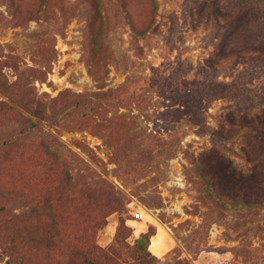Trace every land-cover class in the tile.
Returning a JSON list of instances; mask_svg holds the SVG:
<instances>
[{"label":"rangeland","instance_id":"rangeland-1","mask_svg":"<svg viewBox=\"0 0 264 264\" xmlns=\"http://www.w3.org/2000/svg\"><path fill=\"white\" fill-rule=\"evenodd\" d=\"M151 8L149 0H0L2 70L11 81L21 75L58 119H39L1 92L0 101L92 166H70L78 196L105 179L126 203L104 225L88 212L66 218L68 238L81 221L108 247L124 223L131 245L153 232L150 264H264V0ZM250 45L260 50L226 56ZM86 98L107 115L84 120L90 108L75 107ZM7 119L0 115L2 140L16 132ZM19 136L10 159L0 148L7 190L15 172L35 170L23 162L35 137ZM3 204L28 207L7 194Z\"/></svg>","mask_w":264,"mask_h":264},{"label":"trees","instance_id":"trees-1","mask_svg":"<svg viewBox=\"0 0 264 264\" xmlns=\"http://www.w3.org/2000/svg\"><path fill=\"white\" fill-rule=\"evenodd\" d=\"M8 1L15 6L17 0ZM46 1L43 0L45 3ZM149 1L152 7L151 14H153L156 0ZM231 15L239 16L240 14L235 10ZM256 50H260V47L257 49L255 45H250L243 51H229L226 56ZM9 63L17 65L15 58ZM1 65L4 63L0 62V92L2 94L14 103L25 107L30 113L37 115L39 119H58V112L54 109L48 110L43 100H37L34 90L27 87L21 75L11 81L3 72ZM93 105L94 102L86 98V102L81 101L75 108L81 110L90 108L83 113L84 120H94L96 116L107 115L104 107L97 109ZM59 113L65 114L66 107L61 108ZM0 115L7 116L9 126L15 127L16 131L8 132V139L4 140L1 139L0 131V148L3 150L1 157L8 160L17 153V147L14 144L17 143L20 134H24L26 139L35 137L28 148L30 152L25 154L23 161L29 165H35V170L31 173L27 172V169L15 172L14 186L9 190L0 185V195L7 194L11 200H19L28 205L19 213L13 212L7 204L0 206V214L10 216L8 220H0V262L7 264H150L148 262H151L149 259L151 253L148 245L153 232L141 233L136 242L131 245L125 241L129 233L127 225L122 223L115 242L108 247H102L96 242L93 232L83 233V223L80 221L78 228H73L75 239L68 238L66 232L70 229L65 227L66 218L70 219L71 215L88 212V214H96L101 219L100 224L104 225L105 216L124 209L126 203L114 184L105 179L95 180L92 189L80 188L78 196L76 194L78 184L73 179L70 166L85 169H92V166L66 151L55 135L47 133L43 136L39 123L33 122L12 104L0 101ZM94 126L93 130L97 134L105 136L106 132L100 130V123ZM39 130H41L40 133ZM86 147L89 148V146ZM60 153L66 157V162L62 161ZM12 221L14 222L8 224ZM59 252H71L69 260L66 261L63 256L60 258ZM125 253L133 256L131 263L125 259Z\"/></svg>","mask_w":264,"mask_h":264},{"label":"built area","instance_id":"built-area-1","mask_svg":"<svg viewBox=\"0 0 264 264\" xmlns=\"http://www.w3.org/2000/svg\"><path fill=\"white\" fill-rule=\"evenodd\" d=\"M142 212H137V217H141Z\"/></svg>","mask_w":264,"mask_h":264},{"label":"water","instance_id":"water-1","mask_svg":"<svg viewBox=\"0 0 264 264\" xmlns=\"http://www.w3.org/2000/svg\"><path fill=\"white\" fill-rule=\"evenodd\" d=\"M0 264H6V263H2V262H0Z\"/></svg>","mask_w":264,"mask_h":264}]
</instances>
